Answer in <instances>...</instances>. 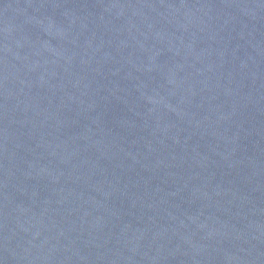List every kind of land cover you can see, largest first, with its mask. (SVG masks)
Here are the masks:
<instances>
[{
  "label": "water",
  "instance_id": "1",
  "mask_svg": "<svg viewBox=\"0 0 264 264\" xmlns=\"http://www.w3.org/2000/svg\"><path fill=\"white\" fill-rule=\"evenodd\" d=\"M0 264H264V0H0Z\"/></svg>",
  "mask_w": 264,
  "mask_h": 264
}]
</instances>
